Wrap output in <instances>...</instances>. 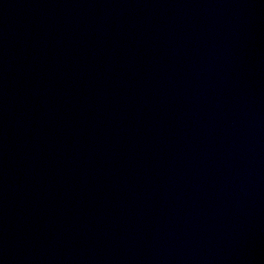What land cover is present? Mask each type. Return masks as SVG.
I'll return each instance as SVG.
<instances>
[{"label":"water","instance_id":"water-1","mask_svg":"<svg viewBox=\"0 0 264 264\" xmlns=\"http://www.w3.org/2000/svg\"><path fill=\"white\" fill-rule=\"evenodd\" d=\"M0 264H264V0H0Z\"/></svg>","mask_w":264,"mask_h":264}]
</instances>
